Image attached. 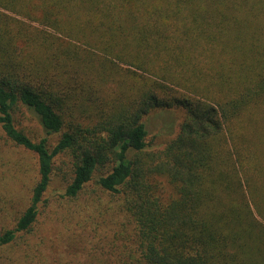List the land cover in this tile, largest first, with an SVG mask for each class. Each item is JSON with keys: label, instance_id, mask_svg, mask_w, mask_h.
<instances>
[{"label": "trees", "instance_id": "1", "mask_svg": "<svg viewBox=\"0 0 264 264\" xmlns=\"http://www.w3.org/2000/svg\"><path fill=\"white\" fill-rule=\"evenodd\" d=\"M161 109L183 117L151 147ZM0 130L35 158L0 264L54 179L131 224L84 234L92 264H264V0H0Z\"/></svg>", "mask_w": 264, "mask_h": 264}, {"label": "rangeland", "instance_id": "2", "mask_svg": "<svg viewBox=\"0 0 264 264\" xmlns=\"http://www.w3.org/2000/svg\"><path fill=\"white\" fill-rule=\"evenodd\" d=\"M182 117L179 109L151 112L146 119L151 147L164 146L179 130ZM19 119L33 137L42 134L31 115ZM34 160L31 153L4 140L0 130V207H8L10 214L27 201L35 175ZM63 191V182L54 179L46 195L48 202L40 217V230L37 228L27 237L26 248H6V264H92L88 254L92 244L83 240L84 234H111L119 227L130 229L131 224L121 211H117V202L109 195L101 193L102 199H98L97 196L86 198L83 194L80 199L73 200L61 197ZM41 227L47 231L41 232ZM95 262L96 258L93 264Z\"/></svg>", "mask_w": 264, "mask_h": 264}]
</instances>
